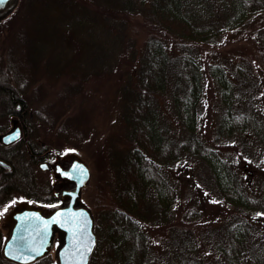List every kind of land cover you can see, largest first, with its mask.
<instances>
[{"label": "trees", "instance_id": "1", "mask_svg": "<svg viewBox=\"0 0 264 264\" xmlns=\"http://www.w3.org/2000/svg\"><path fill=\"white\" fill-rule=\"evenodd\" d=\"M33 1L18 0L13 11L0 20V98L9 106L19 101L26 110H30L34 83L42 74L31 77L25 70L17 75L13 59L15 53L28 56L32 48L35 22L31 16L38 9ZM56 1L66 5V29L72 26L73 32L99 37L97 51L102 57L93 80L100 81L99 86H112V91L108 90L112 95L106 99L111 98V107H117L123 127V133L108 138L102 147V171L114 166L116 202L106 199L105 188H97L98 195L89 205L97 237L89 264L147 263L148 230L171 223L175 189L166 170L188 158L202 163L210 185L234 211V218L216 240L224 264H264V247L255 249L251 236L254 224L248 217L251 212H264V203L251 195L232 161L219 148L220 139L239 134L251 135L264 147V118L240 88L241 83L249 82L240 62L207 63L206 73L218 87L221 108L213 139L207 142L198 131L204 94L201 57L206 45L218 43L229 29L250 17L264 15V0H204L202 4L193 0ZM213 8L226 11L223 21L210 18ZM20 64L26 66L23 60ZM68 73L66 87L57 91L48 110L33 112L28 129L36 122L55 127L62 112L73 104L82 105L95 91L87 89L85 74ZM168 85L173 111L184 131L179 141L170 138L159 121L157 101ZM70 123L60 129L61 136L77 142L88 140L86 125L84 129L78 126L80 121ZM21 166L25 168L23 162ZM13 171H8V181L19 176ZM1 260L5 261L0 254ZM170 264L201 263L183 257Z\"/></svg>", "mask_w": 264, "mask_h": 264}, {"label": "rangeland", "instance_id": "2", "mask_svg": "<svg viewBox=\"0 0 264 264\" xmlns=\"http://www.w3.org/2000/svg\"><path fill=\"white\" fill-rule=\"evenodd\" d=\"M193 1L200 4L204 2ZM33 2L38 5V9L31 16L35 22L32 30L34 36L30 42L32 48L28 50V56L15 53L13 59L17 75L23 74L25 70L31 77L42 74L34 83L36 89L29 97L30 111L36 113L38 108L49 109V104L56 101L57 91L66 87L69 71L79 76L85 74L87 89L95 88L82 105L73 104L69 110L62 112L61 121L55 127L48 128L36 122L34 134L47 145H64L65 151L76 148L74 151L90 169V181L82 190V199L88 206L97 197V188L100 187L105 188L106 199L115 203L114 166L104 173L101 165L104 157L101 153L107 139L123 133V127L116 114L117 107H111V98L106 99L112 95V86L107 83L99 86L100 81L95 83L93 80L102 57L97 51L99 37L95 34L87 36L80 30L73 32L74 28L70 24V29H66L69 19L66 5L56 0ZM47 5L52 6L48 8ZM75 8L78 10L81 5ZM225 12L221 8H213L210 18L223 21ZM5 32L6 29L2 34ZM25 52L23 54L27 55ZM20 60L26 66L21 65ZM210 61L222 64L240 62L249 80L248 83H241L240 88L264 118V15L250 17L241 25L229 29L218 43L205 47L201 57L204 94L200 104L198 131L207 142L213 139L215 120L221 108L218 87L206 73V65ZM157 108L159 121L167 135L181 140L184 131L172 108L169 85L160 93ZM57 110L58 107L54 109ZM74 120L80 121V128L86 129L85 125L89 128L88 140L77 142L60 135V129L70 126ZM219 143L221 152L232 161L247 190L264 203V147L249 134L222 138ZM40 175H36L38 181H41ZM166 177L175 189L171 223L166 227L148 230L149 256L146 264H170L171 260L179 261L183 257L201 264H224L216 240L225 225L234 218L232 207L218 196L208 181L205 167L196 159L188 158L172 164L166 170ZM248 217L254 224L252 242L255 249L259 250L264 247V212H251ZM0 264L14 263L1 260Z\"/></svg>", "mask_w": 264, "mask_h": 264}, {"label": "water", "instance_id": "3", "mask_svg": "<svg viewBox=\"0 0 264 264\" xmlns=\"http://www.w3.org/2000/svg\"><path fill=\"white\" fill-rule=\"evenodd\" d=\"M17 2L5 0L0 6V20L12 12ZM21 135V128L14 121L11 129L0 137L10 143ZM62 156L66 183L60 188L66 190L64 195L57 190L61 204L50 207L37 202H18L4 218L7 231L0 254L5 260L15 264L34 262L50 252L56 236L53 264H89L97 237L94 217L82 199V190L90 181V169L74 150H67Z\"/></svg>", "mask_w": 264, "mask_h": 264}, {"label": "flooded vegetation", "instance_id": "4", "mask_svg": "<svg viewBox=\"0 0 264 264\" xmlns=\"http://www.w3.org/2000/svg\"><path fill=\"white\" fill-rule=\"evenodd\" d=\"M31 118L33 113L26 110L21 102L16 101L9 106L4 98H0V135L9 131L14 121L22 131V135L10 143H5L0 137V249L7 231L4 218L18 202H37L55 207L61 204L57 190L60 189L63 195L66 190L60 188L66 183V166L62 163V154L66 151L39 141L34 128H27ZM22 162L25 168L21 166ZM13 169V173H19V176L11 182L7 173ZM37 174H41V181L37 180ZM57 242L55 236L50 252L28 264H53Z\"/></svg>", "mask_w": 264, "mask_h": 264}, {"label": "snow or ice", "instance_id": "5", "mask_svg": "<svg viewBox=\"0 0 264 264\" xmlns=\"http://www.w3.org/2000/svg\"><path fill=\"white\" fill-rule=\"evenodd\" d=\"M5 3V0H0V6H2ZM14 139V137H13Z\"/></svg>", "mask_w": 264, "mask_h": 264}]
</instances>
